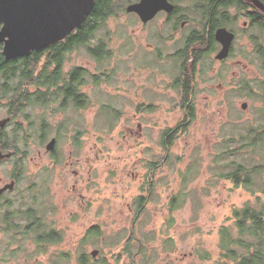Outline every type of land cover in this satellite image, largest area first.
<instances>
[{
    "label": "rangeland",
    "instance_id": "rangeland-1",
    "mask_svg": "<svg viewBox=\"0 0 264 264\" xmlns=\"http://www.w3.org/2000/svg\"><path fill=\"white\" fill-rule=\"evenodd\" d=\"M126 3L116 0L124 11L110 15L89 44L66 58L65 72L80 66L99 77L95 82L88 75V83L81 87L89 107L67 105L58 110L53 103L48 108H26L28 116L20 114L4 127V139L15 140L26 154L0 159V187L10 182L15 159L22 158L23 163L22 178L3 198L26 195L46 176L48 223L62 237L38 256H28L35 248L30 240L20 248L27 252L13 258L3 260L0 248V264H53V259L56 264H77L81 248L99 264L115 263L114 257H121L120 264H215L219 227L233 224L232 208L249 201L264 212V171L253 176L258 189L253 193L225 178L234 165L250 169L264 164V141L251 146L246 137L264 131V115L259 113L264 102L249 98L248 89L237 88L241 79L260 75L257 65L247 60L253 50L249 37L258 30L248 23L244 28L247 17L228 6L230 16L222 26L236 32L231 53L217 60L216 43L214 50L196 60L193 114L184 121L174 81L185 61L189 36L203 33L204 24L178 26L172 35L160 15L142 23L136 13L125 11ZM98 38L110 50L106 58L89 49ZM1 47L2 43L0 51ZM244 102L246 108L241 107ZM141 105L150 109L140 112ZM6 116L0 104V118ZM177 125L180 131L167 145L163 134ZM52 138L57 161L45 148ZM175 196L180 207L170 211ZM139 197L144 199L141 208ZM94 226L102 229L100 236L82 243ZM2 231L0 246L10 240ZM205 251L210 258L200 256ZM62 252L71 258L60 260Z\"/></svg>",
    "mask_w": 264,
    "mask_h": 264
},
{
    "label": "trees",
    "instance_id": "trees-1",
    "mask_svg": "<svg viewBox=\"0 0 264 264\" xmlns=\"http://www.w3.org/2000/svg\"><path fill=\"white\" fill-rule=\"evenodd\" d=\"M261 1L264 2V0ZM130 2H134V0H130ZM227 6H235L239 9H248V6L253 8V11H248L247 15H244L246 17L250 16V28L258 29V34L250 35L249 37L253 43V50L247 60L249 64L257 65L260 75L254 80L241 79L237 84V88L240 91L248 89L247 95L249 98L254 101L260 100L264 102V13L259 11L255 13L254 10L256 8L244 0H230L228 5H224L227 17L222 18V20L228 19L230 16V13L226 10ZM118 11H124V7L123 5L117 7L116 0H95L91 13L74 33L67 36L63 41L55 42L40 50H33L29 55L23 57L22 80L37 83L38 92L36 97L40 107L48 108L53 103L58 104V110L63 109L67 105H72L76 108L89 107V97L85 92L81 91V87L88 83V75H91L96 80L95 82L99 78L98 75L80 66L72 67L67 72L64 71L63 67L68 54L79 49L78 47L80 46L89 44L91 39L94 38V33L104 27L106 19L110 15H118ZM219 23L222 25L225 22L221 21ZM206 26L204 24L203 33L188 38L185 45V61L181 66L179 76L174 81L179 88V103L185 111L184 121L189 113L193 114L194 104L192 99L196 60L202 53L215 49V40L212 34L215 24L210 25L208 33L206 32ZM206 43H208L206 48L201 50V46L206 45ZM196 45L200 47H194ZM89 49L99 55L102 54L103 58L108 57L110 54V50L107 48L103 38H98L94 46H89ZM192 55L193 60H191ZM1 61L0 65H2ZM22 98L24 100L27 99L29 102L31 100L29 94H26V97L22 96ZM147 109H150L149 105H141L138 111L141 112ZM259 113L264 115L263 110H260ZM179 127L180 125H177L174 129H167L164 132V142L167 145H170L172 139L176 137V134L180 131ZM252 132L255 133L254 130ZM254 135L255 137L253 138L251 137L252 134L246 136L250 139L248 144H251V146L264 141V131ZM26 138L28 137L24 136L23 138L24 145L27 143ZM6 149H14L13 143L7 140L3 141L0 134V150L5 151ZM23 152L25 153L26 150H23ZM238 165H234L232 171L226 174L225 178L229 179L236 188L243 186L251 193L258 190L255 187V181H252V179L254 175L264 171V164L254 165L250 169L242 164ZM40 180L42 185L34 190L29 189V193H32L30 200L24 199L23 196L8 199L0 196V230L4 228L2 232L6 233L10 238V240L8 239L9 241L1 243L2 245L0 246L3 260L16 257L23 252L24 249L20 248L28 240L35 246L28 255L29 257L47 252L51 245L61 240V232L53 229L48 223L47 214L50 213L48 211L50 203L42 200L43 197H47L48 200L47 188L44 189L47 178L43 175ZM36 183L39 184V182H34V185ZM19 194L23 195V192ZM143 200V197H139V207L144 204ZM177 200L178 196L171 198L169 203L170 211L180 207L177 205ZM257 201L256 203H258ZM183 202L184 199L180 200V205ZM140 208H138V211H141ZM230 218L233 219L232 225L222 224L219 227V255L215 264H264L263 207L246 201L241 206L232 208ZM233 228L236 234L232 232L231 229ZM100 234L101 231L97 227H92L87 230L82 243H86L89 238L98 237ZM11 244L17 245V248H11ZM82 251L83 249L81 248L78 264H98V262H94V259L89 260ZM24 252H27V250L25 249ZM200 256L205 259L210 258L206 251L201 253ZM57 257L63 259L66 257V253L62 252Z\"/></svg>",
    "mask_w": 264,
    "mask_h": 264
},
{
    "label": "water",
    "instance_id": "water-1",
    "mask_svg": "<svg viewBox=\"0 0 264 264\" xmlns=\"http://www.w3.org/2000/svg\"><path fill=\"white\" fill-rule=\"evenodd\" d=\"M264 12L261 0H246ZM95 0H0V43L6 59L27 56L33 50H40L55 42L63 41L77 30L91 13ZM172 8L167 0H138L126 6V12L137 14L142 23H147L155 14ZM215 39L221 44L215 58L223 60L229 55L234 33L225 27L215 30ZM247 103L241 104L246 108ZM5 121H0L3 125ZM55 138L46 144L50 151ZM11 153L0 152V159L10 157ZM12 180L0 187V193L12 189ZM97 250L91 252L92 256Z\"/></svg>",
    "mask_w": 264,
    "mask_h": 264
},
{
    "label": "flooded vegetation",
    "instance_id": "flooded-vegetation-1",
    "mask_svg": "<svg viewBox=\"0 0 264 264\" xmlns=\"http://www.w3.org/2000/svg\"><path fill=\"white\" fill-rule=\"evenodd\" d=\"M136 1H138V0H134V2H136ZM167 1L170 4H172V8L169 10L162 9V10L158 11L155 14L154 18L156 16L160 15L162 24H164L168 27H171L170 30H171L172 35L174 34V32H176L177 29H179L178 26L182 28L185 25H192L193 26V25L206 24L208 26L206 29V32L208 33L210 30V25L215 24V27L212 31L213 39L215 40L214 44L216 46V43H217V45H219L221 47V44L218 41H216V39H215V30L218 27H225V26L220 25V23H218V22H221V21L226 22L228 20V19L222 20V18H225L224 5H228L230 0H212V1H210V0H167ZM244 1H246V0H244ZM246 2H248V1H246ZM249 3L253 7H255L251 2H249ZM129 4H130V0H127L126 6ZM233 7H235V6H233ZM235 8H237V7H235ZM226 10L229 12L230 9L228 6L226 7ZM237 10L240 13L245 15L248 11H253V8L248 6V9L247 8L246 9L237 8ZM257 11L264 13L260 9L256 8L254 10V12L256 13ZM218 16H220V17H218ZM247 19L249 22L248 21L243 22L244 28H246L247 23L250 26V21H251L250 16H248ZM233 33H234V39H235L236 32L233 31ZM195 35H196V33H193L191 36H189V38H192ZM234 39L232 41L229 54L231 53V50H232L231 48H232ZM207 45L208 44L205 45V48ZM1 49H2V47H1ZM23 57L18 56L16 58L6 59L5 56L2 54V51H0V60H2L1 61L2 65H0V104L5 106L6 112L8 114V116L0 118V121H5V123L3 125L0 124V134L2 135L3 141L5 140L4 136H6L4 127L8 122H10V120L18 117L20 114L28 116V113H25V111H24V110H26V108L31 109V108H35V107L39 106V104L37 103V97H36L37 92H38L37 83L22 80V78H23V65H22ZM7 61H9V62H7ZM219 61H221V60H219ZM26 94H29L31 96L30 102L27 99L24 100L22 98V96L26 97ZM11 143H13L14 149H6L5 151L0 150V152H2L3 154H5L6 152L11 153L10 157H4V158L9 159L13 156V154L16 155V157L19 155L24 156L26 154V152L24 153L23 151L22 152L19 151V149L17 148V145L15 143V140H12ZM55 143H56V139H55ZM48 152L50 153L52 160H54V161L59 160V158H57L56 155H54L55 154V145H54L53 149L48 151ZM15 161H16V164L14 166L12 178L10 180V181L13 180L15 182L14 187L12 189H6L5 191L1 192L0 193L1 197H3L4 193H6L7 191H12L15 188L16 184L19 182V180L23 176L22 158L18 157L15 159ZM54 163L58 164V162H54ZM40 185H42V184L41 183H39V184L36 183L35 185L33 184L34 189H36ZM48 189H49V187H47V193L49 195ZM27 192L28 193H26V195H24V193H23V195L19 194L17 197L20 198L23 196L24 199L30 200L32 198V193H29L30 192L29 190ZM42 200H45L44 197L42 198ZM47 216H48V214H47ZM24 220H26V219H24ZM94 227H97L99 229V231H102V229H100V226H94ZM53 229H55V228H53ZM3 230H4V228H3ZM55 230H57V229H55ZM79 252L80 253L77 256V264H78V257L81 254V249L79 250ZM82 252H84V251H82ZM85 256L87 257L86 253H85ZM65 258H66V260H69L71 257L69 254L66 253ZM120 258L114 257L115 263H111V262H108L106 260H101L100 264H120ZM60 260H63V259H60ZM89 260H91V259H89ZM56 262H58V260L53 259V264H56Z\"/></svg>",
    "mask_w": 264,
    "mask_h": 264
}]
</instances>
